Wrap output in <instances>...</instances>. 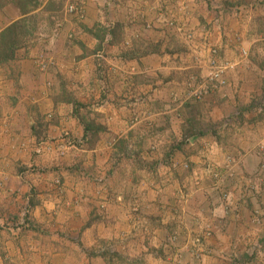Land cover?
Instances as JSON below:
<instances>
[{"label":"crops","instance_id":"0c3cea01","mask_svg":"<svg viewBox=\"0 0 264 264\" xmlns=\"http://www.w3.org/2000/svg\"><path fill=\"white\" fill-rule=\"evenodd\" d=\"M237 1L0 0L32 28L0 64V264H264V0ZM209 46L235 68L190 102Z\"/></svg>","mask_w":264,"mask_h":264},{"label":"built area","instance_id":"2783aa9c","mask_svg":"<svg viewBox=\"0 0 264 264\" xmlns=\"http://www.w3.org/2000/svg\"><path fill=\"white\" fill-rule=\"evenodd\" d=\"M40 1H48V0H40ZM66 13L69 15H74L79 19L84 17V8L80 4H73L70 3L66 7ZM60 24H56V28H54V33L57 35V30L60 28ZM186 38L188 40L191 39V35L187 34ZM207 55L205 57L198 59V69L200 72L199 77L191 76L189 77L184 83L183 88L185 89L184 97L186 100L190 102H200L203 101L211 92L217 91L226 87L229 82L226 78V74L232 71L235 68V64L229 61H225L220 58L218 49L215 46H209L205 48ZM240 57L244 60L248 53L246 50H240L239 52ZM98 64L96 65L100 68L101 76H103V66H102V59L103 56L101 54L98 55ZM40 68L45 69L46 64L43 62L40 63ZM173 99L178 101L177 96H173ZM258 114L264 113V98L260 102V104L256 107L255 110ZM228 122L226 123V125ZM65 137L68 138V134H64ZM66 145H70L71 142L66 139ZM61 147V146H60ZM50 151L51 146L48 142L44 139L37 142L36 148L34 153L36 155H40L45 151ZM59 155H63V152L60 150L58 151ZM256 155L258 156L260 162L258 165V173L264 176V136L259 141L256 147ZM228 161H231L228 159ZM33 170V167L31 168ZM29 216V206L26 205L25 208L22 210V221L20 224L12 225L14 230L16 228L20 229L21 225H26L27 219ZM27 220V221H26ZM258 221V219H256Z\"/></svg>","mask_w":264,"mask_h":264},{"label":"trees","instance_id":"16d2710c","mask_svg":"<svg viewBox=\"0 0 264 264\" xmlns=\"http://www.w3.org/2000/svg\"><path fill=\"white\" fill-rule=\"evenodd\" d=\"M22 37L21 26L18 22L0 33V61H8L13 57L14 52L21 44Z\"/></svg>","mask_w":264,"mask_h":264},{"label":"rangeland","instance_id":"374dc122","mask_svg":"<svg viewBox=\"0 0 264 264\" xmlns=\"http://www.w3.org/2000/svg\"><path fill=\"white\" fill-rule=\"evenodd\" d=\"M237 1V0H236ZM238 2V1H237ZM18 23H20V26H21V33H22V35H23V37H22V39H21V41H23V38H25V37H27V36H29L31 33V26H29V25H25V23L24 22H18ZM239 52H240V50H239ZM247 53H248V51H247ZM248 55H249V53H248ZM247 57H249V56H247ZM232 62V61H231ZM4 64L5 63V61L4 62H2V61H0V64ZM233 63V62H232ZM171 239L172 240H175L176 239V236H173V237H171Z\"/></svg>","mask_w":264,"mask_h":264}]
</instances>
